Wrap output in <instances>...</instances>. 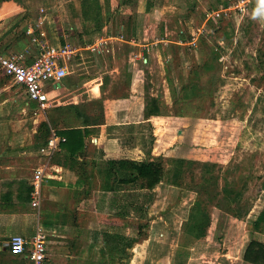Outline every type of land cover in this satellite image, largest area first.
I'll return each instance as SVG.
<instances>
[{
	"label": "rangeland",
	"instance_id": "obj_1",
	"mask_svg": "<svg viewBox=\"0 0 264 264\" xmlns=\"http://www.w3.org/2000/svg\"><path fill=\"white\" fill-rule=\"evenodd\" d=\"M53 1L29 0L30 11L13 18L18 41L26 43L25 28L40 7L54 18L48 36L53 44L56 30L62 28L72 34L74 46L101 34L93 38L82 34L83 22L72 8L65 11L66 3ZM232 1L101 0L103 7L107 3L111 7L108 20L112 18L113 25L102 35L119 34L117 26L124 25L138 43L131 50L143 55L130 59L125 45L117 42L115 54L101 51L91 56L81 51L68 67L69 73L80 68L84 77L92 69L120 71L109 97L127 92L128 73L135 69L144 83L147 111L159 114L140 125L143 150L158 147L160 182L151 191L130 185L128 192L137 203L129 208L130 239L140 235L141 240L150 239L139 264H153L157 257H171L172 264H239L247 241L263 236L252 227L254 217L264 210V0L252 1L240 16L208 17ZM181 40L186 45L176 44ZM95 58L97 68L89 66ZM10 88L20 109L25 95ZM60 94H53L55 106L46 111H56L54 119L61 124L65 118L66 126L89 118L84 105L96 114L115 110L114 104L102 100L72 108L65 117L61 102L69 97L61 99ZM19 109L9 118L16 124L4 128L15 127L23 135L37 115ZM138 112L133 109L135 115ZM126 126L122 131L131 144V137L138 135ZM7 232L16 231L12 227Z\"/></svg>",
	"mask_w": 264,
	"mask_h": 264
},
{
	"label": "crops",
	"instance_id": "obj_2",
	"mask_svg": "<svg viewBox=\"0 0 264 264\" xmlns=\"http://www.w3.org/2000/svg\"><path fill=\"white\" fill-rule=\"evenodd\" d=\"M53 3L58 4L59 0H54ZM64 3V10L66 7L72 8L75 16L82 20V34L93 38V35L101 33L91 41L75 45L79 52L87 51L89 55L94 56L101 51H111V55L115 54L114 44L119 42L125 45L124 54L128 58L142 57V52L131 50L138 43L131 33L128 34L124 25L117 26L119 34L102 35L105 28L113 26L112 18L108 20L111 13L108 3L103 7L99 0L98 22L83 18L81 0H61V6ZM29 11V0H0V48H21L27 44V39L23 44L24 41L22 43L16 38L17 29L13 27V18ZM53 20L51 14H47V38L49 32H52ZM30 21L31 18L28 22ZM69 29L73 30V26L70 25ZM55 36L56 43L73 40L72 34L64 28L56 30ZM176 44L183 42L181 40ZM144 46L149 50V45ZM93 61L89 66L97 68L96 58ZM85 62L87 61L84 60L83 63ZM79 70L80 68H76L75 72L68 71L55 92H61V99L69 97L67 102H61V106H82L104 100L114 104L115 110H109V115L106 112L96 114L87 111L84 105L85 114L89 116L88 121L86 124L82 122L70 126L63 124L65 118L61 119V124L58 123L53 117L56 111H46L48 108L34 114L35 104L26 99L23 107L20 106L19 109L17 97L14 98L8 91L12 86L3 82L0 72V264H28L23 256L10 253L6 242L13 235H22L29 239L37 228L41 230L45 240L46 264H133V261L139 264V256L146 252L150 241L148 238L141 240L140 236H136L132 238L135 241L129 244V208L136 207L137 203L130 199V194L128 195L130 184L119 181L116 166L112 164L123 160L142 161L148 155L155 157L157 153L158 147L155 145L151 152L143 150V132L140 124L147 119V103L142 95L144 83L138 71L130 70L127 92L109 97L106 96L107 93L109 95L116 90L115 85L111 83L120 71L115 73L112 68L94 71L92 69L85 71L88 75L84 77V72H78ZM108 83L110 86L107 89ZM53 106L55 105L51 104L50 107ZM134 108H139L136 115L133 113ZM18 109L20 112H26L28 109L37 115L32 118L29 126H26L28 130L23 135H19L15 127L13 131L11 127L7 131L4 128L16 124L9 118L15 116ZM64 116L66 117V114ZM91 119L97 121L94 123ZM53 120L55 127L51 125ZM43 122H46L50 129L47 136L41 132ZM123 125L131 128L135 136L138 135L137 139L131 137V144L127 141L129 137L124 136ZM73 128H80L82 131L81 148L79 143H73V138H69L72 146H61L60 143L54 151H41L52 131L58 134L57 129L61 131ZM85 129L88 130L86 134ZM114 131L117 133L114 134ZM69 136L72 135L69 133L67 137ZM36 170H42L43 176L40 182L41 202L34 208L31 204V194ZM136 190L146 189L137 187ZM259 214L254 217L252 228L263 236L250 240L264 243V223L256 226L254 224ZM12 227L16 232L8 233L7 230ZM244 248L239 256V264H251L242 259ZM170 258L157 257L153 264H172Z\"/></svg>",
	"mask_w": 264,
	"mask_h": 264
},
{
	"label": "built area",
	"instance_id": "obj_3",
	"mask_svg": "<svg viewBox=\"0 0 264 264\" xmlns=\"http://www.w3.org/2000/svg\"><path fill=\"white\" fill-rule=\"evenodd\" d=\"M254 0H234L228 6L209 12L208 17L221 19L234 13L243 15ZM46 9L40 7L37 17L31 19L25 28L27 44L21 48H0V72L12 87L21 90L28 102L35 104L34 114L45 111L54 100V93L68 74L71 61L78 55L79 49L70 41L51 43L46 37ZM145 60V59H144ZM17 92V90H15ZM65 141L52 131L41 149L54 151ZM42 170L33 175L31 204L37 208L41 202L40 182ZM6 246L10 253L23 256L28 264H46V244L39 228L29 238L13 235Z\"/></svg>",
	"mask_w": 264,
	"mask_h": 264
},
{
	"label": "trees",
	"instance_id": "obj_4",
	"mask_svg": "<svg viewBox=\"0 0 264 264\" xmlns=\"http://www.w3.org/2000/svg\"><path fill=\"white\" fill-rule=\"evenodd\" d=\"M148 4L146 9H148ZM81 8L82 15L85 20H91L98 22L100 20V4L99 0H81ZM155 105L158 109H160V104L156 100ZM78 105H67L65 107L61 106V110H63L64 114L67 115V111L72 110V108L76 109ZM155 107V106H153ZM149 107L146 106V116L150 115H159L158 112H152L150 110L147 111ZM60 109V108H59ZM69 109V110H68ZM71 114V113H70ZM86 121L83 119V124H86ZM51 125H55L54 120L51 121ZM42 133L45 136L50 134L49 126H47L46 122L41 124ZM56 130V129H55ZM88 130L85 129V134ZM58 135L65 136V141L61 143V146H72V142H70L69 138H73V143H79V148L82 146V131L80 128L73 129H61L59 131L56 130ZM72 136H68V134ZM155 157L147 156L142 161H131V160H123L118 162H113L116 166V173L118 175L119 181L123 183H129L132 186H137L140 189L152 190L154 187L160 182V178L162 176V164L159 161H156ZM264 223V210L260 212L257 219L255 220V226L259 223ZM141 236V235H140ZM135 239H131L129 244L131 245ZM242 259L251 264H264V243L250 240L243 251Z\"/></svg>",
	"mask_w": 264,
	"mask_h": 264
}]
</instances>
